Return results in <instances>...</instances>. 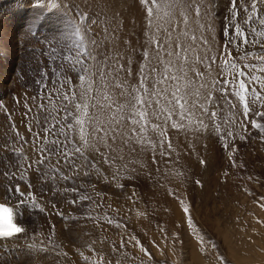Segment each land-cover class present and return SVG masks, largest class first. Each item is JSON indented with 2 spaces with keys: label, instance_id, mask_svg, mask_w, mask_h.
Instances as JSON below:
<instances>
[{
  "label": "rangeland",
  "instance_id": "374dc122",
  "mask_svg": "<svg viewBox=\"0 0 264 264\" xmlns=\"http://www.w3.org/2000/svg\"><path fill=\"white\" fill-rule=\"evenodd\" d=\"M106 1L0 0V132L3 126L7 128L0 136V189L6 192H0V199L21 205L20 222L29 227L28 239L20 241L24 245L29 241L28 245L18 250L14 245L1 248L6 252L0 254V264H264V131L253 126L255 121L264 127V117L256 116L264 107L255 99L257 93L264 96V84L251 79L264 78V72L245 68L264 67V61L258 59L264 57V36L260 35L264 25L255 19L246 23L244 8H250L252 0H237L239 18H234L231 0H160L163 8L154 9L151 17L146 8L152 5L143 0H121L120 12L114 10L116 0ZM53 2L56 8L51 7ZM257 8L264 17V2ZM124 16L131 17L130 21ZM138 17H142L144 31ZM237 24L247 34L248 44L234 34ZM77 27L80 35H76ZM140 36L147 46L144 53ZM177 45L181 54L197 58L192 64L190 61L195 79L181 81L188 99L187 118L182 119L192 120L188 140L181 135L183 128L172 127L181 118L179 109L171 110V118L153 130L130 122L139 119L129 111V101L135 89L143 88L136 83L140 73L150 85L164 78L159 71L156 78L147 77L144 66L149 58L152 67L159 69L154 55L165 53L169 61L182 62L180 67L189 69L185 61L177 59ZM82 47L92 57L86 60L94 81L92 98H86L88 115L109 110L99 107L105 94L124 106L120 113L129 128L123 160L113 153L102 158L85 148L83 155L77 153L66 163L56 152L57 146L50 143L58 138L70 153L74 144H82L76 137L74 119L79 115L75 105L84 102L79 80L82 69L67 59L70 54L78 58L76 53ZM152 47L157 53L145 58ZM224 52H230L231 61L247 73L244 79L251 109L247 117L234 90L222 91L223 77L232 79L229 72L221 71ZM174 55L176 59H172ZM100 71L105 74L103 88ZM202 84L205 87L200 88ZM174 86L166 91V98L171 99ZM197 90L199 97L192 94ZM65 92L69 100L57 94ZM209 93L214 99L205 103L203 97ZM53 104L56 128L45 133L46 119L53 122L48 115ZM193 104H204L207 112ZM161 107L165 108L160 105L155 110L159 121L165 119ZM212 112L216 117L210 116ZM161 130L165 133L163 146ZM140 138L142 143L137 142ZM39 149L49 150L50 159L42 164L37 162ZM16 186L24 197L15 192ZM33 196L35 203L31 202ZM21 199L26 203L20 204ZM136 240L151 253V259Z\"/></svg>",
  "mask_w": 264,
  "mask_h": 264
},
{
  "label": "snow or ice",
  "instance_id": "6c2138e0",
  "mask_svg": "<svg viewBox=\"0 0 264 264\" xmlns=\"http://www.w3.org/2000/svg\"><path fill=\"white\" fill-rule=\"evenodd\" d=\"M143 2L145 4H151L152 6L147 7L146 8V14L151 17L154 15V9H162L163 6L160 3V0H143ZM264 2V0H252L251 2V6L250 8H244V11L246 13H248L247 15V19H246V23H251L253 19L258 20L259 23L261 25H264V17L260 16L257 5L258 3ZM236 4H237V0H231V7L233 9V14H234V18H239L240 15V10L236 8ZM52 8H56L57 4L55 2H53L51 4ZM196 14L199 15V9H196ZM233 32L236 35V37L240 40L241 43L243 44H248L250 41L247 37V34L243 31V29H241V27L237 24L233 26ZM255 31V30H253ZM76 35H80V29L79 27H77L76 29ZM260 35L264 36V33H260ZM82 39V37H81ZM192 39H196L194 36L192 37ZM252 43H257V41H251ZM156 46L159 49L160 47V42L156 41ZM227 47V45L225 46V48ZM180 46L177 45V49L178 51L175 52V55L177 57L178 60L181 61H187L188 57L186 55H182L181 51H179ZM224 56L226 57L223 61V68L221 69L222 73L227 71L231 74L232 79L229 80L227 78V76L223 77V88L222 91L227 94L229 91V88L234 90V95L237 96L239 98V100L241 102H243L244 105V116L247 117L249 111L251 110L249 107V101L247 99V93L249 92V86L246 84L244 77L247 76V73L238 67V65L234 62L231 61L230 57H231V53L230 52H224L223 53ZM147 53H145V57H147ZM169 55H173V53H169ZM76 56L78 58H74L71 54L67 57V59L70 62H74L75 64H79L81 66L82 69V74L79 76V80L81 81V85L83 88V92L81 93L82 98H84V102L83 103H77L75 105L77 112L79 113L78 116H75L74 119L76 121V124L80 125L79 128V135H80V140L82 142L81 146L77 147L75 146V144L73 145L74 151L73 152H68L67 151V147L66 144H64L63 142H61L58 138L57 139H53L50 141V143L52 145L57 146L56 147V152L59 155H62L65 157V162L67 163L69 161V159L75 155V154H81L83 155V150L87 147H94V145H90L89 144V140H88V136L86 135V128L85 125L86 124H90L92 126V131L96 134V140L97 142H103L108 138L109 135V131L115 133L116 129L110 127V125L113 122H117V117L116 115H113L109 120H108V124L109 127H105L104 126V122L100 120V118L97 115H92L89 116L88 115V102L86 98H92L90 97V94L93 91V83L94 81L91 79V71L90 69L86 66V60H91V53L87 50L86 47H82L81 49H79L76 53ZM212 59V63H215V58H211ZM258 59H260L261 61H264V57H258ZM171 61L168 62V65H171ZM121 67H123L121 65ZM209 70H211V64L208 65ZM245 68H252L253 71H260V72H264V67H260V68H256L255 66L252 65H245ZM169 71L168 66L166 65L165 67V72L167 73ZM178 71H183V68L178 69ZM198 76L202 75L201 73H197ZM104 72L100 71V77H101V88H103L105 85L103 84V79H104ZM146 77H142L141 78V85H143V88H138L135 89V94H130L131 96V100L129 101V111L132 113L133 117H139V119H131L130 122L132 124H142L144 127H147V117H148V113L146 111H144V107L147 104V100L145 99V95L148 94V88L145 85L144 81H145ZM172 80V81H177V83L174 86V89L169 93V95L171 96V99L168 100V104L172 106L173 109H179V116L181 118H187L186 117V113H188V99H187V94L183 93L182 87L181 85L178 83V81L181 79V77L176 76V75H165L164 78L160 81H157V83L159 84H163L165 80ZM252 80L264 84V78L261 77H251ZM219 82V81H217ZM45 87H47V85H45ZM117 87H122V85H117ZM184 87H187V85H185ZM201 88L205 87V85H200ZM59 95H62L64 100H69L70 96L69 93L65 92V93H57ZM193 95L199 97L200 96V92L197 90L195 93H192ZM52 93L48 94V99L50 101V103L52 102ZM71 95L74 97L76 95L75 92H72ZM155 95L157 97H159L161 95V92L159 90H157L155 92ZM94 99V98H93ZM205 103L210 102L214 99V97L212 96L211 93L207 94L206 96L203 97ZM256 100L261 102V107H264V96H261L259 93L256 94L255 97ZM103 101L104 103L99 104V107L101 109L107 108L109 110H113L115 113H119L122 112L124 110V106L117 104L115 101L112 100L111 96L109 95H104L103 96ZM158 105H159V99H157L155 101ZM193 107H199L202 113H206L207 112V108L204 107V104H193ZM40 109H44L45 106L43 104L39 105ZM56 108L53 104L52 107V111H50L48 113V115L51 117L52 119V123H49L48 120L46 119L45 123L47 125V127H45L44 131L45 133H50L52 132L55 128H56ZM160 112L162 114H164L165 119H170L173 112L171 110H168L166 108L161 107L160 108ZM70 115V114H69ZM216 113L212 112L210 114L211 117H216ZM256 116L258 117H264V111H258L256 113ZM159 118V117H158ZM197 123L203 127H206L203 123V120H199L197 121ZM253 126L261 129V131H264V127H262L259 123H256L255 121H253ZM68 127L70 128L71 125H68ZM152 127L154 129L159 128V125H152ZM172 127H181V125L176 124L175 122H173ZM29 130H31V128H29ZM136 129H133V132H135ZM216 131L219 132L220 131V126L216 125ZM60 132L62 135L65 136V140H67V135L64 131V127L61 126ZM160 135L162 137L161 139V146H163V144L166 142L163 137L165 136V133L163 130L160 131ZM228 136H231V132H229L227 134ZM37 138H39V133H37ZM45 139H47V136L45 137ZM112 139L115 140V135L112 136ZM137 142H141L142 141H137ZM168 143V147H171V142L167 141ZM154 147V146H153ZM224 147H227V144L224 145ZM15 151V150H14ZM48 149H39V156L40 159L37 161L38 163H43L45 159H50V156L47 154L48 153ZM96 151L99 153V149H96ZM22 155V152L20 153ZM101 156H103L102 153H100ZM105 162H107V158H105ZM31 165H29L30 167ZM199 183V182H197ZM15 192L18 193L20 195V197H24L25 193L22 192L19 188V186H16L15 188ZM81 199H87V197H81ZM31 202L35 203V197L33 196L31 198ZM20 204H24L26 203L25 200L21 199L19 201ZM73 204L76 203V201H72ZM261 207H264V205H261ZM41 211H43V209H41ZM185 212H187V208L184 209ZM15 217H14V213H13V209L11 207H6L3 204H0V239H11L14 236L23 233L25 231V229L22 226H19L16 222H14ZM109 223H111V221H109ZM135 239V238H133ZM136 245L140 247V250L149 257V259H151V253L148 252L147 249H145L143 247V245L140 244V242L138 240H136ZM83 255V254H81ZM85 259H87V257H85ZM222 260V258H221Z\"/></svg>",
  "mask_w": 264,
  "mask_h": 264
},
{
  "label": "bare ground",
  "instance_id": "6f19581e",
  "mask_svg": "<svg viewBox=\"0 0 264 264\" xmlns=\"http://www.w3.org/2000/svg\"><path fill=\"white\" fill-rule=\"evenodd\" d=\"M107 1H109V0H107ZM106 1V2H107ZM117 2H113L115 5H113V7L115 8L114 10L115 11H118L119 9H120V6H122V2L123 1H121V0H116ZM88 2V1H87ZM103 2H105V1H103ZM112 2V1H111ZM127 1H125V3H126ZM97 3V2H96ZM112 3V4H113ZM125 3H123L124 4V6L126 5ZM95 4V3H94ZM110 4V3H109ZM108 4V5H109ZM128 4H130V2L128 3ZM91 5V4H90ZM92 5H93V3H92ZM132 5H134V3H132ZM99 6V5H98ZM110 6H112V5H110ZM109 6V7H110ZM128 6V5H127ZM127 6H126V8H127ZM130 6V5H129ZM135 6H136V4H135ZM103 7H104V5H103ZM112 7V8H113ZM123 7V6H122ZM99 8V7H98ZM97 8V9H98ZM109 8H107V10H108ZM123 9V8H122ZM121 9V10H122ZM124 9H125V7H124ZM127 9H129V7L127 8ZM130 9H131V7H130ZM129 9V10H130ZM135 9V8H134ZM101 10V9H100ZM104 10H105V8H104ZM110 10V9H109ZM126 10V9H125ZM216 10V9H215ZM95 12V11H94ZM99 12H101V11H99ZM114 12V11H113ZM113 12H110V13H113ZM119 12H120V10H119ZM127 12V14L129 13L130 14V11H126ZM133 13H135L136 11H132ZM97 13V12H96ZM121 13H122V11H121ZM123 13H124V10H123ZM132 13V14H133ZM99 13H97V15H98ZM101 14V13H100ZM99 14V15H100ZM104 14H105V12H104ZM115 14V13H114ZM126 14V13H125ZM126 14V15H127ZM128 14V16H130ZM119 15V14H118ZM121 15V14H120ZM125 15V16H126ZM134 15H137V12H136V14H134ZM133 15V16H134ZM110 16H113L112 14L110 15ZM125 16H124V18H125ZM137 16H140V15H137ZM136 16V17H137ZM145 16V19L146 20H148V18H147V16L146 15H144ZM107 17H108V15H107ZM103 18H104V16H103ZM102 18V19H103ZM118 18H121V17H119L118 16ZM122 18H123V16H122ZM126 18H128V17H126ZM125 18V19H126ZM139 18V17H138ZM141 18V19H140ZM139 19H138V21H139V28H141L142 30H143V24H142V17H140ZM154 18V17H153ZM98 19V18H97ZM109 19V18H108ZM114 20H115V16H114V18H113ZM129 19V18H128ZM127 19V20H128ZM130 19H131V17H130ZM130 19H129V21H130ZM103 20H105V19H103ZM103 20H101V21H103ZM121 20H123V19H121ZM115 21H117V20H115ZM118 21H119V19H118ZM117 21V22H118ZM110 22V21H109ZM127 21H125V23H126ZM135 22V24H136V21H134ZM99 23V22H98ZM101 23V22H100ZM105 23V22H104ZM112 23H116V22H112ZM124 23V24H125ZM212 23V22H211ZM108 24V23H107ZM110 24V23H109ZM108 24V25H109ZM118 24H119V22H118ZM99 25V24H98ZM101 25V24H100ZM103 25V24H102ZM115 25V24H114ZM126 25V24H125ZM110 26H112V25H110ZM110 26H109V28H110ZM116 26V25H115ZM114 26V28H117V27H115ZM120 26V25H119ZM127 27H128V25H126ZM129 26H130V24H129ZM103 27V26H102ZM105 27H106V25H105ZM122 27H123V24H122ZM133 27V26H132ZM113 28V29H114ZM101 29V28H100ZM112 29V30H113ZM126 29H128V28H126ZM125 29V30H126ZM138 29V28H137ZM101 30H104V29H101ZM107 30V29H106ZM110 30V29H109ZM112 30H110L111 31V33L113 32ZM115 30V29H114ZM135 30V29H134ZM117 31V30H116ZM116 31H114V32H116ZM124 30H122V32H123ZM144 31V30H143ZM143 31H142V33H143ZM132 32V31H131ZM98 33V32H97ZM104 33H105V31H104ZM120 33V32H119ZM102 34V33H101ZM106 34H108V33H106ZM116 34H117V32H116ZM116 34H115V36H116ZM113 35V34H112ZM144 35V34H143ZM101 36V35H100ZM109 36V35H108ZM114 36V35H113ZM112 37V38H116V37ZM121 35L119 34V36H118V34H117V37H120ZM97 37H99V36H97ZM102 38H103V34H102V36H101ZM122 37H123V35H122ZM108 37H106V39H107ZM110 38V37H109ZM144 38H145V35H144ZM144 38H143V36L141 37L140 36V45H142V49H143V51H142V53H144V51H145V49H146V44H145V41H144ZM146 39V38H145ZM107 40H109V39H107ZM113 40V39H112ZM111 41V40H110ZM115 41V40H114ZM116 41H117V38H116ZM122 41V40H121ZM112 43V42H111ZM119 43H121V42H119ZM108 45V44H107ZM111 45V44H110ZM131 45V44H130ZM135 45V44H134ZM172 45V44H171ZM109 46V45H108ZM114 46V45H113ZM133 46V45H132ZM141 47V46H140ZM172 50L174 49V47L173 46H169ZM110 48V47H109ZM108 48V49H109ZM116 48V47H115ZM111 49V48H110ZM123 49V48H122ZM120 50V49H119ZM130 50V49H129ZM176 50V49H175ZM112 51H113V49H112ZM123 51V50H122ZM159 52V51H158ZM162 52H164L163 50H162ZM174 52H176V51H174ZM114 53V52H113ZM154 53H157V51L152 47L151 49H150V52H149V54L147 55V57H149V55H150V57H151V54H154ZM120 54V53H119ZM186 53L185 52H183L182 53V55H185ZM125 55V54H124ZM157 55V56H156ZM156 55H154L156 58H155V60H154V62L156 63V65H158L159 66V69H155L154 67L155 66H153L152 67V65L150 64V58H149V60H147L146 61V64H145V66H144V71H146V74H147V77H150V78H156L157 77V75H158V71L159 72H162L163 74H164V76L165 75H169V76H171V75H176V76H179V77H181V79L178 81V83L182 86V84H181V81L183 80V79H187V78H191L192 80H194L195 78L193 77V73H195V71L194 70H192V69H190V67H192L191 66V64L192 63H194L193 62V60L194 61H197V58H193V59H191V58H188L187 59V61H185L184 63H186V65H188V67H189V69H184L183 68V71H188V70H191V74H189L188 72H182L181 73V71H178V69H180L181 67H180V64L181 65H183L182 64V62H177V63H171V65H168V62H169V60H170V57H168L165 53L164 54H162V55H158V54H156ZM112 57V56H111ZM135 57V56H134ZM147 57H145V58H147ZM141 58H142V55L140 56V58H139V61L141 60ZM154 58V57H153ZM163 59H166V61H164ZM172 59H176V57H175V55L173 56V58ZM113 60V59H112ZM119 61V60H118ZM127 61L129 62V61H132V59H130V58H128L127 59ZM190 61H191V64H190ZM166 65L168 66V68H169V71L166 73L165 72V67H166ZM185 65V64H184ZM137 71H139V67H138V65H137V70H136V72ZM212 71V70H211ZM213 72V71H212ZM212 72H210V73H212ZM143 77V75H141V73H140V79L139 80H137V82L136 83H138V85H139V83H140V81H141V78ZM125 81L128 83L130 80H128L127 78H125ZM144 83H145V85L147 86V88H148V94H146L145 95V99L147 100V104L145 105V107H144V111H146L147 113H148V120H147V124H148V126L147 127H145L146 129H150V130H153L154 128L152 127V125H159V124H164L165 123V120L166 119H164V120H162V121H159L157 118H156V115H155V110H157V108H158V106H165V108L166 109H168V110H172L173 111V108H172V106L171 105H169L168 104V100H170L168 97L166 98V91L171 87V85H173V84H176L177 83V81H172V80H165L164 81V83L163 84H158L157 82H155V81H153L152 82V85H150L149 83H147V82H145L144 81ZM132 84H133V82L132 81H130V86H132ZM143 85H141V83H140V87H142ZM201 88V87H200ZM157 90H159L160 92H161V95L159 96V97H157L156 95H155V92L157 91ZM157 99H159V105L155 102ZM175 110V109H174ZM174 114V113H173ZM172 114V115H173ZM93 115H97L99 118H100V120L101 121H103L104 122V126L105 127H109V124H108V120L113 116V115H116V117H117V121H118V123L117 122H113L111 125H110V127H112V128H115L116 129V132L115 133H113V132H111V131H109V135H108V138L105 140V141H103V142H97V140H96V134L92 131V126L90 125V124H86L85 125V128H86V131H87V133H86V135L88 136V140H89V144L90 145H94V147H87L86 148V151L87 152H93V151H95V152H97L96 151V149H99V153L98 154H100V153H102L103 154V156H101L102 158L104 157V156H110V154H115L116 156H117V158L118 159H120V158H122V160H123V156L125 155V149H126V141H127V135H128V123H127V121L124 119V115L122 114V113H115L114 112V110H98L96 113H94ZM177 124L178 125H181V128H183V130L181 131V135H183V139H185V140H188L189 139V137H190V135H189V131H190V128H191V125H192V120H184V119H182V118H178V121H177ZM78 126V127H77ZM75 128H76V137H77V139H78V141H79V139H80V135H79V128H80V125H77ZM0 127H2V126H0ZM6 125H5V127L3 126V128L1 129V132H0V136L2 135V134H4L5 132H2V130H4V131H6ZM144 130L143 129H141V132H143ZM113 135H115V140H113L112 139V136ZM8 137V136H7ZM140 141H142V139L140 138ZM118 146H119V150H117L118 149ZM12 156V155H11ZM122 160H120L119 162H121ZM22 166V165H21ZM23 167V166H22ZM18 169V168H17ZM20 169V168H19ZM35 169V168H34ZM16 171V170H15ZM18 171V170H17ZM38 171V170H37ZM22 172V171H21ZM27 173V172H26ZM29 173V172H28ZM20 174V173H19ZM20 176V175H19ZM14 177H15V175H14ZM24 182V181H23ZM33 182V181H32ZM5 184V183H4ZM1 185V184H0ZM24 186H25V184H24ZM27 187V186H26ZM20 190H21V188H20ZM2 191H4L3 189H0V192H2ZM2 194L3 195H6V192H2ZM38 200V199H37ZM0 202H3V203H6V204H9V205H12L13 207H14V209H15V214L16 215H19L20 214V211L22 210L23 211V209H20V208H22V206L21 205H16V204H14V203H11L9 200H5L4 199V197H1V199H0ZM37 203V202H36ZM32 204V203H31ZM41 205H43V204H41ZM39 207V206H38ZM47 207V206H46ZM50 207V206H49ZM49 207H47L48 209H49ZM25 208V207H24ZM45 208V207H44ZM28 210V208L26 207L25 209H24V212H26ZM51 211V210H50ZM48 212V211H47ZM52 214V213H51ZM15 215V216H16ZM18 217V216H17ZM43 218H44V216H43ZM40 219V218H39ZM15 221H16V218H15ZM19 223H20V221H19ZM42 223V222H41ZM22 225H23V227L24 226H26V227H28L25 223H22ZM29 228V227H28ZM25 235L26 234H19V235H17V236H14L13 238H11V239H0V254L1 253H4V252H6V250H2L1 248H5V246H9V249H11V247H12V245H14V247L17 249V247L18 248H23L25 245H28V243H29V241H25V245L23 244V242H20L23 238H25V239H28V237L26 236L25 237ZM25 239H23V240H25ZM36 240V239H35ZM32 243V242H31ZM7 246V247H8ZM6 247V248H7ZM27 247V246H26ZM30 247V246H29ZM31 248V247H30ZM18 250V249H17ZM16 250V251H17ZM26 251H27V248L25 249ZM30 251V250H29Z\"/></svg>",
  "mask_w": 264,
  "mask_h": 264
}]
</instances>
